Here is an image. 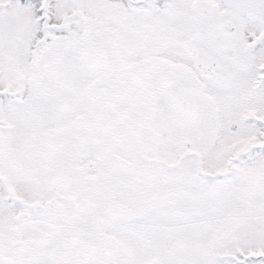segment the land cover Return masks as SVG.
Wrapping results in <instances>:
<instances>
[{
	"label": "snow or ice",
	"instance_id": "1",
	"mask_svg": "<svg viewBox=\"0 0 264 264\" xmlns=\"http://www.w3.org/2000/svg\"><path fill=\"white\" fill-rule=\"evenodd\" d=\"M0 264H264V0H0Z\"/></svg>",
	"mask_w": 264,
	"mask_h": 264
}]
</instances>
